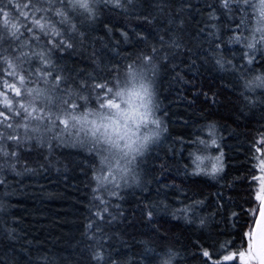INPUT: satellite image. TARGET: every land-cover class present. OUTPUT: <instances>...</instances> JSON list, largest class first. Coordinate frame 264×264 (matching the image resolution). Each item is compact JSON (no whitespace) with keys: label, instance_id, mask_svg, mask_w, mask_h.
I'll list each match as a JSON object with an SVG mask.
<instances>
[{"label":"snow or ice","instance_id":"obj_1","mask_svg":"<svg viewBox=\"0 0 264 264\" xmlns=\"http://www.w3.org/2000/svg\"><path fill=\"white\" fill-rule=\"evenodd\" d=\"M181 5L182 10H190L185 0H181ZM205 7L209 9L205 17L208 23L199 33L206 39L196 54L203 51L201 63L211 61L214 67L227 71L230 82L226 87L235 97L231 103L239 117L259 110L264 118V0H218ZM149 9L156 15L152 16ZM117 10L130 14L148 12L144 19H150L157 27L147 34L138 33L137 39H151L152 44L145 46L135 59L124 57L123 65L117 63L109 68L107 79L101 85L96 84L100 77L89 73L87 68L66 72L67 65L60 63L62 57L75 50L78 38L83 47V42L90 40V34L98 30L97 24ZM225 14L232 16L231 26L226 30L228 35L224 28L217 29L213 23ZM183 24L179 12L171 7V0H142L141 4L136 0H0V188H11L5 173L19 174L21 169L32 171L22 157L34 146L47 147L50 154L55 145L83 148L92 158L100 159L101 169L95 165L90 169L89 187L93 195L86 209L88 216L83 233L87 240L94 242L83 249L88 264H183L195 256L200 257V264H264V135L260 137L258 148L255 141L246 142L253 153L248 159L255 161L249 165L255 175L230 182V192L235 190L231 186L235 183L247 184L244 203L236 205L241 211L231 213L233 226L228 231L204 233L209 222L221 215L220 209H224L227 222V204L231 202L230 197L226 201L221 191L229 183L224 153L211 148L218 145V122L208 120L207 116L201 117L208 121L200 126L201 136L190 144L180 141L191 148L190 163L182 167L184 178L209 176L221 181L214 197L217 211L202 214L207 201L193 198L197 195L195 192L188 196V190L181 192L183 199L178 197L172 202L180 203L181 208H171L167 198L149 203L144 223L152 237L144 243L150 247H141L127 256L112 247V236L118 234L106 231L127 220L126 213L121 212V191L145 183V157L167 134V124L161 115L159 85L165 68L175 71L183 64L185 56L192 55L182 35ZM103 27L106 34H114L115 30L108 25ZM120 34L122 40L130 38L128 32L121 30ZM237 46L238 55L230 51ZM137 60H143L148 66L147 78L143 72L132 73V86L126 85L113 93L108 85L118 83L116 78L122 67L131 72ZM258 62L259 69L256 68ZM176 78L181 79L179 74ZM219 96V92L213 93L212 105L224 103ZM121 100H126L129 107H121ZM92 104L102 111L95 112ZM105 107L112 112L111 116L106 117ZM124 113H127L125 121L135 113V129L129 128L127 122L121 125L118 117ZM141 124L148 127L144 135H140ZM102 143L109 146L110 152L118 153L114 160L104 161L99 157ZM212 151H216V155H212ZM10 199L7 192L0 197V216L4 218L0 221V232L4 238L15 242L16 229L9 225L19 221L7 219ZM113 200L120 202L113 203ZM169 208L173 222L184 219L190 226H199L206 238L203 243L195 242L197 251L189 253L186 245L178 247L167 231L152 225L160 210ZM221 236L225 238L220 239ZM23 255L30 254L23 252ZM0 264H19L15 250L0 254ZM29 264L34 262L29 259ZM35 264H57V261L55 257L43 255Z\"/></svg>","mask_w":264,"mask_h":264},{"label":"trees","instance_id":"obj_2","mask_svg":"<svg viewBox=\"0 0 264 264\" xmlns=\"http://www.w3.org/2000/svg\"><path fill=\"white\" fill-rule=\"evenodd\" d=\"M136 2L141 4L142 0ZM185 3L190 4V10H182L181 0H171V7L179 12L180 18L184 21L182 35L187 46L192 49V55L185 56L183 64L175 71L165 68L159 85L163 108L161 115L167 124V134L145 157L144 171L147 173L145 183L121 191L123 197L121 212L126 213L127 220L112 229H106L118 234L112 236V247L123 256L139 251L141 247H150L144 243L152 237L148 225L144 223V213L149 203H159L167 198L171 208H181L180 203L172 202L178 197L183 199L181 192L188 190V196H193L195 192L197 195L193 198H204L207 201V207L202 209V214L217 211L214 197L221 181L209 176H201L199 179L184 178L182 167L183 164L190 163L188 154L191 148H186L180 141L190 144L196 137L202 135L200 126L208 122L201 119L202 116L218 122V145H212L211 148L224 153L229 183H226L221 191L226 201L231 198V202L227 204V222L224 219V209H220L221 215H217L214 221L209 222V226L203 230L204 233L209 231L215 233L220 229L230 230L233 226L231 213L241 211L236 205L244 203L247 188L246 183H235L231 185L235 190L230 192L228 191L230 182L241 180L245 175H255L249 167L250 164H255V161L248 159L253 153L246 147V142L255 141V146L259 147L260 137L264 135V118L259 110L246 112L243 117H239L231 103L235 97L226 87L230 82L227 71L214 67L211 61L201 63L203 51L199 55L196 54L197 48L206 39L199 33V30L208 23L205 17L209 9L205 5L218 3V0H185ZM149 11L152 16L156 15L154 10ZM148 14L144 11L130 14L117 10L106 15L102 23L97 24L98 30L90 34V40L83 42V47L78 38L75 50L62 57L61 65H67L66 72L87 68L89 73L94 72L100 77L96 84H103L109 68L117 63L123 65L124 57L135 59L145 46L152 44L151 39L147 41L137 39L138 33L147 34L157 27L150 19H144ZM168 15L171 16L172 13ZM231 19V14H225L218 22L213 23L217 29L224 28L225 34L228 35L226 30L231 26ZM104 25L114 29V34L112 32L106 34ZM121 30L128 32L130 38L122 40ZM177 31L180 32L181 29L178 27ZM230 51L238 55L240 48L237 46ZM259 59L257 56V61ZM176 62L178 61L172 63ZM193 63L194 66H191ZM260 67L258 62L256 68ZM147 69L148 66L143 60H137L132 64L131 72L128 68L122 67L116 78L118 83H111L108 87L113 89V93L125 88L126 85L131 87L132 73L143 72L147 78ZM177 74L181 79L176 78ZM215 92L220 93L218 98L224 103L211 104ZM120 104L121 107L126 106V100H121ZM91 108L95 112L102 111L96 104H92ZM103 111L106 117L112 115L106 107ZM147 132L148 127L144 126L140 130V135ZM203 135L207 138L206 133ZM108 149L106 143L100 145L99 157L104 161H112L118 155L115 150L110 152ZM211 154L216 155V151H212ZM22 160L28 161V168L32 171L21 169L19 174L5 173L11 188H0V197H3L5 192L11 195L7 219L15 218L19 221L18 224L9 225L16 229L15 242L4 238L3 232H0V254L14 249L19 264H29V259L35 264L37 258L43 255L55 257L57 264H88L87 253L83 249L85 245L94 242L87 240L83 233L85 217L88 216L86 209L93 195L89 187L90 169L95 165L100 170L101 160L92 158L86 149L59 145L54 146L51 154L47 147L34 146L31 152L24 153ZM209 193L212 194L211 197ZM119 202L113 200V203ZM171 208L161 209L152 225L160 226L161 231H167L172 242L178 247L186 245L189 253L197 251L195 242L203 243L206 237L201 234L199 226H190L184 219L173 222L169 216ZM3 219V216H0V221ZM240 222L243 223L242 217ZM204 247H207V244ZM21 250L30 255H23ZM183 264H200V257H191Z\"/></svg>","mask_w":264,"mask_h":264},{"label":"rangeland","instance_id":"obj_3","mask_svg":"<svg viewBox=\"0 0 264 264\" xmlns=\"http://www.w3.org/2000/svg\"><path fill=\"white\" fill-rule=\"evenodd\" d=\"M122 107H123V108H128L129 105L127 104L126 106H122ZM125 115H127V113L121 114V115L118 117V119H119L121 125H123L125 122H127L129 128L135 129L136 126H137L136 123H135V120L133 119V117L135 116V113H133L132 115H129L127 121H125V119H124ZM144 126H145L144 124H141V125L139 126V127H140V130H141V128H143Z\"/></svg>","mask_w":264,"mask_h":264}]
</instances>
